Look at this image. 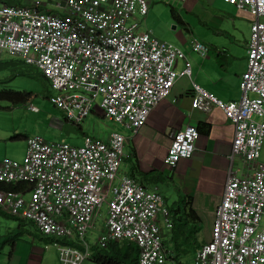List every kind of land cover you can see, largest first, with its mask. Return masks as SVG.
<instances>
[{
    "label": "built area",
    "instance_id": "1",
    "mask_svg": "<svg viewBox=\"0 0 264 264\" xmlns=\"http://www.w3.org/2000/svg\"><path fill=\"white\" fill-rule=\"evenodd\" d=\"M153 1L65 0L58 13L0 0V53L37 68L68 121L80 125L99 109L103 118L137 133L180 76L173 61L184 59L183 74L191 73L180 48L139 31L138 17L148 14ZM224 1L253 17L242 97L223 102L195 85L191 106L204 112L220 108L234 125L231 160L257 164L264 142V0ZM191 44L202 56L208 52L198 40ZM198 137L194 125L175 132L166 165L174 169L189 159ZM125 144L120 132L105 139L86 135L81 146L30 136L21 161L0 162V183L28 187L0 189V206L51 238L60 264H82L90 257L86 233L102 203L107 212L97 246L128 241L139 248V264H175L163 246L160 217L166 227L172 225L161 192L119 173L128 157ZM62 240L76 241L82 249ZM192 264H264V167L255 175L228 173L211 238Z\"/></svg>",
    "mask_w": 264,
    "mask_h": 264
},
{
    "label": "crops",
    "instance_id": "2",
    "mask_svg": "<svg viewBox=\"0 0 264 264\" xmlns=\"http://www.w3.org/2000/svg\"><path fill=\"white\" fill-rule=\"evenodd\" d=\"M181 2L183 3V8L186 6L191 10L197 8L195 7L197 6V0H181ZM16 3L19 5L38 7L42 11L63 13L65 0H17ZM154 3L153 1L150 6ZM228 5L231 4L228 3ZM233 7L236 11L231 10L232 14H227V19L233 18V31L236 32L237 36H233V39L227 42L212 38L207 39L204 43H208L206 45L208 52L205 56L197 53L192 48L199 56L186 57V60L190 63V75L183 74L186 61L181 58L175 59L178 65L174 68L172 66V68L180 76L176 79L170 95L151 111L146 123L139 131L132 134L130 140L135 144H133L132 152L127 153L126 155L128 157L125 158V160L133 157L137 159L140 157L142 159L145 158L146 160L143 164L137 161L140 171L149 172L156 170L162 172L165 176L168 173L171 181H175L181 186L183 194L192 198L190 207L196 212L200 219V224L203 225V229H200L197 236L201 242L197 250L211 238L215 211L222 200L228 173L232 171L239 176L246 174L255 175L257 169L264 166L263 142V155L260 154L257 168L249 169V173L246 170L240 174L237 170L238 164L236 160L239 161L242 159L237 157L231 160L232 141L235 131L233 123L218 107H212L210 111L204 112L193 109L191 106L195 85L206 90L223 102L239 101L242 97L241 84L243 75L247 70V51L253 17L248 11L237 9L235 6ZM150 15L151 11L146 15L148 16L147 18ZM145 17H143L144 19L141 18L143 20L140 19L139 26L146 19ZM213 19H220L222 22L226 20L220 16H217V18L214 17ZM225 24H227V21ZM148 31L154 37L160 40L163 38L162 41L175 45L154 29ZM240 37H244V42L240 41ZM191 42L192 39L190 40V44ZM238 43L245 47L244 57L242 56V48L237 47ZM30 105L36 107L30 103L28 105L29 112L37 113L39 110L38 107H36L37 111H32ZM63 120L59 121L62 127L65 122H69L65 118ZM187 125H194L199 133V137L195 143L194 153L189 159L181 160L174 169H171L166 165L165 157L170 147L172 136L175 132L185 128ZM204 125H207V131H205ZM81 133L82 143L80 145L83 144L84 137L88 135L84 132ZM3 135L0 131V144L5 147V151L0 152V162L8 157V136ZM30 136L33 135L24 138L26 146L22 150L21 160L26 154L27 138ZM64 142L67 141L64 140ZM128 142L129 139L126 140V143ZM146 154L149 155L145 157ZM239 163L241 162L239 161ZM131 167L129 172L122 171L120 175L126 174L132 176L130 175ZM132 177L136 180L139 179L137 171H134ZM145 186L148 188L157 187V185L151 183ZM26 198H28V195H26ZM167 208L169 209V206ZM5 212L6 210L0 206V217L5 219L2 220L0 218V223L5 227L3 231L0 230V264H60L58 250L53 245L51 238L42 235L32 222L25 219L9 217L4 214ZM169 221L172 225L171 227H166L162 217L159 220L163 246L166 253L170 247L168 234L173 228L170 210ZM103 222L105 225V219ZM91 224L88 227L87 233ZM103 229L104 226L100 235ZM87 242L89 243L88 240ZM96 243H89L90 253L92 246L96 245ZM197 250L193 253V258L189 264H192ZM168 260L169 263L174 262L169 258ZM174 263L177 264L176 262ZM82 264L96 263L91 261L89 257Z\"/></svg>",
    "mask_w": 264,
    "mask_h": 264
},
{
    "label": "rangeland",
    "instance_id": "3",
    "mask_svg": "<svg viewBox=\"0 0 264 264\" xmlns=\"http://www.w3.org/2000/svg\"><path fill=\"white\" fill-rule=\"evenodd\" d=\"M11 1L17 2V0ZM154 2L149 8V12L151 11L150 17H145L146 19L139 26V31L154 29L157 33L164 36V38H168L173 42L176 47H179L185 54V57L199 56L192 50L191 39L198 40L204 44L209 38L227 42L232 40L233 36H237L236 32L233 31V18L227 19V14H232L231 10L236 11V9L228 5L227 2H224V0H197V6H195L197 8L192 10L187 6L183 8L181 0H154ZM217 16L224 17L226 20L224 19L225 21L223 22L220 19L214 20L213 18H217ZM138 19L140 21L141 18L138 17ZM226 21L227 24H225ZM239 39L244 42V37H240ZM204 45L206 46L208 43ZM237 47L242 48V56L244 57L245 47L240 45V43L237 44ZM191 53L193 54L191 55ZM0 58L2 60L7 58L19 59L6 53H1ZM177 65L178 63L174 60L173 68ZM26 69L31 72L36 71V68L31 65H27ZM13 74L15 73L10 70H0V79H6ZM4 90L31 93L32 95L27 103H14L9 99L0 100V131L4 134L3 136H8L7 158L21 161L20 156L26 146L24 139L26 136L40 135L47 140H65L72 145L81 146V132L101 139L107 138L112 132H120L126 140L129 139V142L124 146V153L132 152L133 144L135 143H132L130 138H132L133 133L129 129L122 127L121 124L103 118L99 109L91 113L80 125L65 122L63 127L60 126L59 121L63 120L65 116L62 111L55 107L51 100V95L54 94L53 89L50 86L46 87L33 76L16 75L11 80L0 84V91ZM30 103L38 107L37 113L29 112L28 105ZM3 151H5V147L0 144V152ZM261 154L263 155V146ZM148 155L146 154L145 157ZM145 160V158L142 159L141 157L139 159L133 157L129 160H124L119 173H122V171L129 172L133 162L137 163L139 161V163L143 164ZM239 161L236 160L238 164L237 170L240 174L247 170V166L251 169L257 168L256 163L247 165L243 159ZM166 177L165 181L155 184L157 185L156 188L164 196L165 206L177 208V201L182 195L183 190L178 183L171 181L168 173ZM98 209V213L93 215L91 221L93 223L86 235V240L89 243L98 241V237L104 226L103 220L106 216L107 206L105 203H102ZM1 219L5 220L4 218ZM200 227L203 229L202 224H200ZM4 229L5 227L0 223V230L3 231ZM192 258L193 254L186 259L184 264H189Z\"/></svg>",
    "mask_w": 264,
    "mask_h": 264
},
{
    "label": "trees",
    "instance_id": "4",
    "mask_svg": "<svg viewBox=\"0 0 264 264\" xmlns=\"http://www.w3.org/2000/svg\"><path fill=\"white\" fill-rule=\"evenodd\" d=\"M6 4L17 5L18 3L11 0H3ZM19 5V4H18ZM26 6V5H25ZM38 8V7H37ZM41 10L40 8H38ZM1 57V53H0ZM27 64L21 59H1L0 70H10L15 74L6 78L0 79V84L11 80L16 75L20 76H33L43 83L46 87H51L48 79L36 68L35 72L26 69ZM19 70L18 72H16ZM32 97L31 93H20L12 91H0V100L9 99L14 103H27ZM53 95H51V98ZM66 121H68L65 118ZM70 122V121H69ZM207 131V125H204ZM130 175L133 176L134 171L139 174V182L143 185L151 183L157 184L166 180V176L156 170L149 172L140 171L137 163H132ZM148 182V183H147ZM28 185L26 183L18 184H3L0 183V189L7 192H24ZM192 198L183 194L177 201V208L169 206L171 218L173 221V228L168 234V241L170 243L169 250L167 251L168 258L177 264H184L186 259L191 256L197 248L201 245L198 233L200 232V219L196 212L190 207ZM12 218H19L13 216L7 211L4 213ZM22 219V218H19ZM63 244H73L82 249V246L72 240H62ZM139 248L136 244L128 241H113L110 242L105 248H100L93 245L91 248L90 259L96 264H139Z\"/></svg>",
    "mask_w": 264,
    "mask_h": 264
}]
</instances>
